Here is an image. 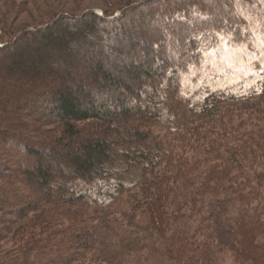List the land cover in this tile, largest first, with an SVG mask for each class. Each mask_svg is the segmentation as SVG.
<instances>
[{
  "label": "trees",
  "instance_id": "1",
  "mask_svg": "<svg viewBox=\"0 0 264 264\" xmlns=\"http://www.w3.org/2000/svg\"><path fill=\"white\" fill-rule=\"evenodd\" d=\"M127 2L112 15L93 11L80 16H56L45 24L21 31L16 39L0 45V156L3 157L0 161L5 162L21 190L28 192L30 198L36 194L34 201L20 207L22 196L16 197L18 188L12 191L0 186V212L18 220L39 212L41 214L31 224L45 230L25 243L29 247L25 253L11 260H1L0 264H74L86 258L87 251L94 253L93 260H99L94 245L98 244L95 242L98 232L86 226L88 233H82L76 224L80 214L70 218L73 223H68L67 230L64 229L65 241L56 238L61 236L60 232L48 231L57 221L59 213H55L56 209L62 212L60 209L66 207L85 214L98 213L122 192L129 194L138 189L145 200L143 211L148 214L146 229L153 225L155 231L163 232L166 223L174 216H180L178 210H174V216L167 214L169 207L178 208L175 203L179 196L183 197L177 191L187 193L190 188H194V197L200 195L202 188L203 193L211 196L209 207L216 210L220 207V211L226 204L225 200L218 201L220 190L230 191L232 199L241 206L240 212L230 218L223 212L216 214L214 211L201 220L211 222L210 228H214L209 231L210 228L205 229L200 223L196 230L198 233L207 230L230 248L236 246L237 259L264 264V242L256 243L259 237L264 238V122L262 120L255 130L238 128L240 124L234 126L226 120L228 107L234 103L220 97L206 98L197 108L196 102L192 103L190 97L179 93L190 67L202 62V56L197 52L201 44L199 35L208 33L214 40L225 36L237 46L251 45L249 20L240 10V0ZM150 10L152 15L156 12L158 22L149 35L147 49L140 53L144 59L139 73L127 75L128 84L124 86L118 76L105 70V64L109 63L108 58L113 60L122 54L127 27L131 28L140 20L136 14L145 12L149 17ZM180 14H185V20L179 19ZM85 20L88 24L80 25ZM61 23H71L72 27L67 31L60 30ZM133 36L139 39V36ZM37 38L42 42L32 48L30 39ZM85 39L90 41V48L101 44L94 50L97 53L95 59L100 60L91 75L96 80L117 86L113 99L120 106L118 111L109 110L103 104L87 106L75 98L71 89L61 90L56 85L59 80L53 79L56 69L51 67V57L63 55L69 59L73 42L78 44ZM53 44L56 48L51 52L52 56L39 59ZM15 45H20L18 59L7 56ZM133 45H137L136 41ZM86 53L87 49H82L77 54L83 64ZM25 58H29V66L25 64ZM37 66L48 68L45 75L36 72ZM134 66L132 68L137 69ZM143 67H146L145 71H142ZM71 71L65 68L62 73ZM119 86H124L123 90L119 91ZM25 103L31 104L27 115L32 120L45 122L49 118L51 122L54 119L61 124L62 132L55 135L38 131L35 133L37 140L13 133L12 128L24 125L26 114L20 113L19 109L25 107ZM177 106L185 108L186 113L188 107L193 109L190 121L177 122L178 126L184 127L179 145H186L192 150L191 155L188 150L176 154L168 147L153 152L152 124L161 120L163 111L172 112ZM86 122H96L87 135L77 126ZM80 140L75 147V142ZM52 149L60 153V162L67 165L66 168L53 170L43 164L41 151L46 153ZM31 161L36 165H30ZM123 165L131 170L138 169L139 178L133 184L120 183L124 191L116 183L106 187L104 184L112 180ZM157 171L159 173L153 177ZM4 196L10 201H5ZM179 201L181 207L189 204L187 200ZM258 204H262V211ZM248 216L251 219H247ZM182 240L183 244L174 240V244L182 246L180 250L187 245L186 240ZM197 246L194 255L198 258L209 256L205 246ZM102 249L106 257L112 256L106 252V247ZM183 253L184 250L180 254Z\"/></svg>",
  "mask_w": 264,
  "mask_h": 264
},
{
  "label": "rangeland",
  "instance_id": "2",
  "mask_svg": "<svg viewBox=\"0 0 264 264\" xmlns=\"http://www.w3.org/2000/svg\"><path fill=\"white\" fill-rule=\"evenodd\" d=\"M127 1L129 0H13L12 2L0 0V45L16 39L21 31L45 24L56 16H80L93 11L112 15L121 10L124 4L128 3ZM239 6L249 20L248 31L251 34V45L237 46L231 38L225 36H219L218 40H214L210 38L208 33L199 35L198 39L201 44L197 52L201 54L202 62L198 66L193 65L190 67L189 74L185 76L183 87L179 93L190 97L192 103H197V108L202 105L206 98L220 97L227 99L230 103H234L228 107L227 122L230 121L234 126L240 124L238 128L255 130L261 125L262 120L264 122V0H240ZM151 13L152 10H150L151 17L146 16L145 12L136 14L140 16V20L133 23L131 28L130 26L127 27V39L122 43V54L116 55L113 60L108 58L109 63L105 64L103 62L105 70L110 75L118 76L117 79H120L124 86L128 84L126 76L139 73L141 69L139 67L143 63L144 56L140 53L147 49L149 35L154 28V24L158 22L156 12L154 15ZM179 19L185 20V14H180ZM87 24L85 20L80 25L86 26ZM70 27H72L71 23H61L58 29L67 31ZM133 35L139 36V39H134ZM134 41L137 44L135 47L133 45ZM38 42L40 43L42 40L39 38L30 39L32 48ZM89 42L86 39L82 43L78 42V44L73 42L69 59L63 55L52 56L53 53L51 52L56 48V44H53L48 49L49 51L40 55L39 59H46L48 55L52 56L51 67L56 69L53 79L56 82L59 80L60 84L56 83V85L61 90L71 89L70 91L75 98L81 100L87 106L94 107L97 104H103L109 110L118 111L120 106L113 99V94L117 92V86L101 79L96 80L91 75L95 72L100 60H96L97 53L94 50L97 45L99 47L101 44H94L90 48ZM19 47L20 45H15L7 56L18 59ZM82 49H87L84 56L86 63L84 64L83 60L78 57V53ZM134 51L136 52L134 53ZM24 61L29 66V58H25ZM133 63H137L136 66L132 65ZM132 66L137 69L132 68ZM65 68H70L72 71L63 74ZM91 68L92 70H90ZM34 69L43 75L48 70L46 66H37ZM145 70L146 67H143L142 71ZM30 71H33V68ZM95 81H98L99 84H96ZM124 86H119V91L123 90ZM140 103L145 102L140 100ZM192 106L195 107L193 104ZM30 107L31 104L28 103L25 107L19 109L20 113L26 114L22 123L24 125H18L19 128H12L13 133L26 135L33 140H37V134L35 135V133L38 131L51 132L55 135L62 132L61 124L54 122V119L51 122L49 118L46 120L47 122L32 120V117L27 115ZM197 108L195 107V109ZM184 110L185 108L179 106L172 112L165 110L161 115V120L157 121L156 124H152L150 142L153 152L168 147L170 151L174 149L176 154H181L182 151L189 149L184 144L179 145L178 142L182 139L181 131L184 127L181 126L182 124L178 126L177 122L190 121V113L193 112L191 107L187 108V113ZM94 124L96 122H86L77 126L79 130L87 135ZM81 141H76L74 146H78ZM156 142L160 143L157 144ZM188 152L190 156L192 150H188ZM41 154L45 166L51 167L53 170L67 167V165L61 164L60 153L55 149L46 151V153L41 151ZM1 156L0 159L3 158ZM4 163L0 161V186L8 187L12 191L16 190L15 187L18 188L19 193H16V197L22 196L20 207H24L26 202L34 201L33 197L35 198L36 194H32L33 196L30 198L28 192L21 190L19 182L8 171ZM30 165L34 166L36 163L31 161ZM158 173L157 171L152 176L156 177ZM139 176L138 169L131 170L128 166L123 165L117 169L115 177L104 185L111 187L114 183L133 184ZM122 184L119 187L122 188ZM122 189L124 191V188ZM197 189L198 187H196ZM220 192L218 201H226L221 211L220 207H218V210L209 207L208 203L211 196L207 192L203 193L202 188L199 193L201 196L195 197L193 195L194 188H190L187 193L177 191L178 195H183V197L179 196L175 203L178 208L169 207L167 214L171 213L174 216V210H178L180 216H174L168 224L166 223L163 232L159 231L160 229H157V227L156 229L159 232L155 231L153 225L150 226L152 229H146L148 214L143 211L145 207L142 205H145V200L138 189H134L129 194H126L125 191L122 192L115 199L116 201L113 200L107 206L99 208L100 210L97 209L99 210L98 213L91 214V212H87L85 214L77 212L74 208L67 209L66 207L60 209L62 212L56 209L55 213H59L56 216L57 221L48 231L60 232L61 236L56 238H59V241H65L63 234L66 233L68 223H73L70 218L80 214L77 217L79 222L76 224L82 230V233H88L86 226H90L98 232V239L95 241L98 244L96 246L94 243V245L97 249L96 258L99 260H93L92 255L94 253L87 251L86 258L74 264H252L249 260L237 259L236 251L238 248L236 246L230 248L226 242H222L215 235H212V232H209L214 228H210L211 222L201 221L214 211H216V214L223 212V215L230 218L240 212L241 206L232 199L233 196L230 191L220 190ZM3 199L10 201L7 196H4ZM179 200H187L189 204L181 207V204H178ZM252 206H256V204L252 203ZM258 206L262 211V204H258ZM65 211H68L69 214L67 215ZM251 211L252 209L249 207V212ZM40 214L39 212L29 213L24 219L18 220L11 215L0 212V261L11 260L18 254L25 253L29 248L26 247L25 243L33 240V235H41L45 232L42 226L31 224L32 220ZM48 216L45 215L44 217ZM247 219H251V217L248 216ZM200 223L205 229L210 228L209 231L198 233L196 229L201 225ZM182 238L186 240L187 245L180 250L182 246L174 244V240L177 243L180 240L183 244ZM90 240L91 245H93L92 239ZM262 242H264L263 237L256 240L258 244ZM195 246H205L208 249L209 256L198 258L194 255L196 254L194 252ZM105 247L106 252L112 253V256L106 257L105 253L101 252V249H105ZM183 250L184 253L180 254Z\"/></svg>",
  "mask_w": 264,
  "mask_h": 264
}]
</instances>
